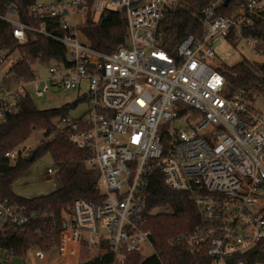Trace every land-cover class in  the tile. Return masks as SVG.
Listing matches in <instances>:
<instances>
[{
  "label": "built area",
  "instance_id": "2783aa9c",
  "mask_svg": "<svg viewBox=\"0 0 264 264\" xmlns=\"http://www.w3.org/2000/svg\"><path fill=\"white\" fill-rule=\"evenodd\" d=\"M231 1H212L200 16L201 36L188 35L175 54L162 47L160 24L178 0L37 2L27 11L35 24L9 18V13L17 16L11 4L7 14L0 13L19 44L41 35L68 50L66 60L56 61L42 78L37 66L46 63H33L32 75L26 76L19 49L0 46V126L28 96L85 84L87 92L79 99L88 109L79 117L58 116L67 124L55 126L89 151L85 165L97 173L105 196L100 202L75 199L63 212L55 244L31 247L22 256L2 250L0 264H27L30 250L43 260L53 248L60 252L53 264L96 259L124 264L127 253H142L146 245L154 249L151 231L140 225L156 172L167 187L190 193L195 202L200 223L183 236L190 252L207 253L213 264H230L229 259L248 264L253 247L264 251V111L246 90L229 85L221 70L226 64L213 65L222 40L233 45L245 40L264 53L261 38L245 34L264 21V0H233L231 13H221ZM106 10L122 11L127 18L128 42L110 53L83 42L79 31ZM195 110L201 113L196 121L191 119ZM177 121L188 124L181 128ZM35 148L17 145L4 154L13 162L27 159ZM47 172L55 176L58 169ZM40 215L0 198L1 230L20 229Z\"/></svg>",
  "mask_w": 264,
  "mask_h": 264
},
{
  "label": "trees",
  "instance_id": "16d2710c",
  "mask_svg": "<svg viewBox=\"0 0 264 264\" xmlns=\"http://www.w3.org/2000/svg\"><path fill=\"white\" fill-rule=\"evenodd\" d=\"M212 1L214 0H183L182 5L170 8L160 24L162 47L175 54L177 47L188 35L201 36L203 28L200 16ZM233 2L232 0L227 7H222L220 12L229 15ZM35 3L37 0H0V13L7 14L8 4H11L17 9V17L21 21L35 24L37 21H32L27 13L28 8ZM84 29L86 43L104 53H110L128 42L127 18L122 11L106 10L98 21L90 18L84 24ZM245 34L258 35L264 49L263 20L257 21ZM0 46L19 49L23 55L20 66L26 76L32 75L33 63L65 61L68 54L63 44L41 35L26 44H19L13 36L12 25L1 19ZM221 70L232 88L246 90L252 100H255L256 93L264 97V62L239 61L232 66L226 64ZM71 107V104H66L60 108L40 110L33 97L28 96L21 101L16 112L7 115L0 126V198L41 213L20 229H0V251L13 250L22 256L31 247L47 249L58 240L63 212L75 199L100 202L105 198L97 187V173L85 165L89 151L72 144L67 139L68 131H58L53 122ZM37 130L43 131L44 138L36 146V156L32 162L27 159L12 162L5 157V151L14 148ZM46 154L51 155L57 166L59 186L51 193L30 198L16 193L14 183L30 170L34 161ZM144 205L140 226L151 231L154 253L144 260L139 252L127 253L124 264H213L207 253L190 252L183 238L200 223V216L190 193L170 189L163 183L161 174L156 172L146 190ZM154 209L163 211L153 213ZM109 260L96 259L89 264H109ZM246 260L248 264L264 263L262 247L251 253Z\"/></svg>",
  "mask_w": 264,
  "mask_h": 264
},
{
  "label": "rangeland",
  "instance_id": "374dc122",
  "mask_svg": "<svg viewBox=\"0 0 264 264\" xmlns=\"http://www.w3.org/2000/svg\"><path fill=\"white\" fill-rule=\"evenodd\" d=\"M179 4H183V0H178ZM39 4H51L53 0H37ZM11 19H15L16 14L9 13L7 15ZM100 17V13L97 12L95 18L98 19ZM84 24L79 26L80 31V39L83 42H86L85 39V31ZM216 53L218 55L217 59L213 62V65L217 64H227L234 65L239 61H246L249 63H263L264 62V53L257 52L253 45H247L245 40H242L238 45H233L228 43L226 40H222L215 46ZM57 62L55 60L50 61L49 63L42 64L37 66L38 74L40 77H48L49 76V67L52 65H56ZM87 92V86L85 84L82 85L78 90H65V89H54L51 88L47 93L43 96H34L33 100L36 107L40 110L54 109L60 108L66 104L72 103L77 98L85 96ZM255 106L264 111V97L258 93L255 94L254 100ZM88 109L87 101L85 99H81L76 107H71L67 113L74 117H79ZM201 113L195 110L194 115L191 117L192 120L196 121L200 118ZM53 122L61 127L66 126V120H62L61 118H55ZM190 122V121H189ZM188 122L186 121H177L176 126L185 128ZM51 138V137H50ZM43 139V131L37 130L34 131L26 140L21 141L17 145L23 144H33L35 147L39 144V142ZM56 164L54 163L50 154H46L43 157L37 159L32 164L30 170L21 178H19L14 183V190L16 193L23 197H34L41 194L51 193L59 186V180L57 175L49 176L48 168H56ZM163 211L162 209H154L153 213H158ZM154 253V249L150 245H146L145 249L141 253L142 260L149 257ZM46 259L39 260L35 256L34 250H30L27 254V264H53L55 260L60 257V252L58 248H53V250L49 252H45Z\"/></svg>",
  "mask_w": 264,
  "mask_h": 264
},
{
  "label": "water",
  "instance_id": "95a60500",
  "mask_svg": "<svg viewBox=\"0 0 264 264\" xmlns=\"http://www.w3.org/2000/svg\"><path fill=\"white\" fill-rule=\"evenodd\" d=\"M228 1H229V0H226V2H228ZM186 10H188V8H186ZM79 101H80V99L77 98V99H75L74 101H72L71 105H72L73 107H76ZM35 156H36V153L33 152V153L27 158V161H28V162H32V161L34 160ZM256 250H257V246L253 247L251 251L254 252V251H256ZM229 262H230V264H232V259H229Z\"/></svg>",
  "mask_w": 264,
  "mask_h": 264
}]
</instances>
